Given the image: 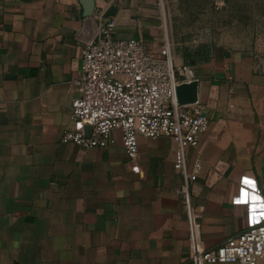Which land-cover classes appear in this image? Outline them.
<instances>
[{
    "label": "crops",
    "instance_id": "0c3cea01",
    "mask_svg": "<svg viewBox=\"0 0 264 264\" xmlns=\"http://www.w3.org/2000/svg\"><path fill=\"white\" fill-rule=\"evenodd\" d=\"M92 1L0 0V264H190L177 144L140 137L130 161L118 130L105 149L62 143L64 132L83 129L70 120L73 66L103 18L156 58L170 42L175 67L193 69L210 120L187 151L189 168L202 167L193 209L215 249L245 230V207L231 204L243 171L264 197V0H243L236 45L168 31L164 7L163 30L147 0ZM221 162L228 171L209 187Z\"/></svg>",
    "mask_w": 264,
    "mask_h": 264
},
{
    "label": "built area",
    "instance_id": "2783aa9c",
    "mask_svg": "<svg viewBox=\"0 0 264 264\" xmlns=\"http://www.w3.org/2000/svg\"><path fill=\"white\" fill-rule=\"evenodd\" d=\"M100 22L97 40L82 46L73 66L72 83L78 95L70 120L83 129L64 132L61 142L105 149L114 143L113 133L118 130L127 157L135 161L140 137L173 139L177 144L175 168L183 177L179 193L187 212L190 264H258L264 260V197L247 171L234 184L231 198L233 206L245 207V230L215 249H207L202 240L200 215L193 209L194 185L202 167L195 163L189 168L187 151L199 145V136L208 130L210 120L203 112L205 103L198 100L182 106L177 98L180 85L197 81L193 69L175 67L170 42L164 41L160 58H156L142 39L115 37L114 19L101 18ZM209 97L210 105H216V92L211 91ZM86 127L92 129L90 136ZM228 168L218 163L208 173L207 185L213 186Z\"/></svg>",
    "mask_w": 264,
    "mask_h": 264
},
{
    "label": "rangeland",
    "instance_id": "374dc122",
    "mask_svg": "<svg viewBox=\"0 0 264 264\" xmlns=\"http://www.w3.org/2000/svg\"><path fill=\"white\" fill-rule=\"evenodd\" d=\"M146 1V0H145ZM158 13L163 25V7L166 12L168 31L171 26L193 30L189 42L195 44L207 35L208 39L217 38L226 42L232 38L236 44L243 37V0H147ZM163 1V4H162ZM230 3V6L229 4ZM183 17V20L180 18ZM187 19V20H184ZM171 20V22H170ZM172 23V25H171ZM257 28V25L254 26ZM177 29H175L177 31ZM163 30L164 27H163ZM231 42V40L229 41Z\"/></svg>",
    "mask_w": 264,
    "mask_h": 264
},
{
    "label": "water",
    "instance_id": "95a60500",
    "mask_svg": "<svg viewBox=\"0 0 264 264\" xmlns=\"http://www.w3.org/2000/svg\"><path fill=\"white\" fill-rule=\"evenodd\" d=\"M90 1L92 2V4H94V2L92 0H90ZM89 14H91V13H89ZM198 86H199L198 81H194V82L189 83V84L184 83V84L180 85L177 89L178 103L180 105L184 106V105L194 104L195 102H197L199 100ZM91 131H92V129L90 127H86V133L88 136H90Z\"/></svg>",
    "mask_w": 264,
    "mask_h": 264
},
{
    "label": "snow or ice",
    "instance_id": "6c2138e0",
    "mask_svg": "<svg viewBox=\"0 0 264 264\" xmlns=\"http://www.w3.org/2000/svg\"><path fill=\"white\" fill-rule=\"evenodd\" d=\"M246 195V194H245Z\"/></svg>",
    "mask_w": 264,
    "mask_h": 264
}]
</instances>
